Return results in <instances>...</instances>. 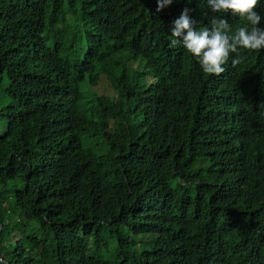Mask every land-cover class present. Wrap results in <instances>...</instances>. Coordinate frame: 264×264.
Listing matches in <instances>:
<instances>
[{
    "label": "trees",
    "instance_id": "1",
    "mask_svg": "<svg viewBox=\"0 0 264 264\" xmlns=\"http://www.w3.org/2000/svg\"><path fill=\"white\" fill-rule=\"evenodd\" d=\"M157 8L0 0V264H264V50L205 74L184 9L250 25Z\"/></svg>",
    "mask_w": 264,
    "mask_h": 264
},
{
    "label": "clouds",
    "instance_id": "2",
    "mask_svg": "<svg viewBox=\"0 0 264 264\" xmlns=\"http://www.w3.org/2000/svg\"><path fill=\"white\" fill-rule=\"evenodd\" d=\"M157 2V11H160L166 5H170L172 0H157ZM207 4L212 12H230L233 16L245 19L250 26L239 27L233 32L227 19L213 16L210 20L211 27L197 28L196 21L188 14L189 9H184L180 17L174 21L171 46H182L196 59L205 74H222L225 71L224 65L233 54L235 58L232 59V63L238 64L241 49L264 50V28L258 26L264 19L257 11L259 0H207ZM2 260L6 259L2 258Z\"/></svg>",
    "mask_w": 264,
    "mask_h": 264
},
{
    "label": "rangeland",
    "instance_id": "3",
    "mask_svg": "<svg viewBox=\"0 0 264 264\" xmlns=\"http://www.w3.org/2000/svg\"><path fill=\"white\" fill-rule=\"evenodd\" d=\"M95 89L98 91V92H97V95H104V96H107V95H105V94H103V93H105V92H107V93L110 92L111 95H112L114 98L117 97V92H116L115 88H114V87L111 88V85H110L109 83H104V84H102V85H97V86L95 87ZM99 92H100V93H99ZM102 92H103V93H102ZM113 128H114V124L112 123V121H110L107 130L114 131Z\"/></svg>",
    "mask_w": 264,
    "mask_h": 264
},
{
    "label": "water",
    "instance_id": "4",
    "mask_svg": "<svg viewBox=\"0 0 264 264\" xmlns=\"http://www.w3.org/2000/svg\"><path fill=\"white\" fill-rule=\"evenodd\" d=\"M1 227H2V226H1ZM2 262H3L4 264H9V262L6 261V260H2Z\"/></svg>",
    "mask_w": 264,
    "mask_h": 264
}]
</instances>
